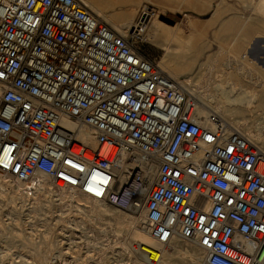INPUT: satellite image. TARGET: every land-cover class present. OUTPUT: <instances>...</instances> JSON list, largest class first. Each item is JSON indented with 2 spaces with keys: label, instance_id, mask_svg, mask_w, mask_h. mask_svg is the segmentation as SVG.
<instances>
[{
  "label": "built area",
  "instance_id": "2783aa9c",
  "mask_svg": "<svg viewBox=\"0 0 264 264\" xmlns=\"http://www.w3.org/2000/svg\"><path fill=\"white\" fill-rule=\"evenodd\" d=\"M138 29L120 36L79 0H0V174L29 198L40 174L142 208L154 241L178 236L204 264H264V154L216 114L199 118Z\"/></svg>",
  "mask_w": 264,
  "mask_h": 264
},
{
  "label": "bare ground",
  "instance_id": "6f19581e",
  "mask_svg": "<svg viewBox=\"0 0 264 264\" xmlns=\"http://www.w3.org/2000/svg\"><path fill=\"white\" fill-rule=\"evenodd\" d=\"M79 1L83 4V6L86 8V10L90 14H92L95 18H97L98 20L105 23L116 34H118L120 36H125L126 34H128V32L130 30H132L133 27H138L139 28L138 30L140 32L146 31V29H147V26L145 23L141 22L139 24H137V23L135 24V22H134L135 15L138 12L137 7L132 8L130 13H125V12L119 13V11H121L119 9L118 14H117V13H112L111 11H109V7H108L109 5L107 2L105 3V2H102L101 0H79ZM145 1L147 3H149L150 5L157 6L159 9L167 8L170 11L175 10V11L182 12V13L184 11V9H183L184 5L187 3L186 0H145ZM250 2L251 3H249L248 5L251 6V8L254 12L264 13V0H253V3L250 0ZM214 6L216 9L215 11H217L219 9L218 8L219 4L214 3ZM143 14L145 15V16H143V18L150 16L149 12H145ZM248 20H249V18H243L241 23L237 27L236 31L229 36L220 37L217 35L218 33L217 34L214 33L213 34L214 40H212V41L206 39L203 42H200L193 35L184 36L178 28L169 27V26L165 25L164 23H162L161 21L156 20V19H153V21H151V24H150V27L148 28L147 34L149 36V39H153L157 35H164L165 36V41H164L165 43L163 45H164V50L166 51V54L164 56L160 57V59L156 62L155 66L159 69L160 72L166 74L169 78L175 80L183 88H185L190 93L195 95V97L197 96L199 98V101H201L203 103V106L197 107L196 115L199 118H205L206 119L208 117V115L210 114V112H208V111H211V113H214V114H216V112H217L219 114L218 116L222 120L224 119L225 122L227 121L230 125L227 122L226 123L230 127L233 126L235 128V130H237L239 133H241L243 136H245L261 153L264 154V138L262 137V134L257 129L259 126L257 125L258 127H256V123H255V126L253 125V126L247 127L246 121L241 122V118H239L240 116H237L234 114L235 111L242 112L243 110H249V111L258 110L259 104L261 105V103H262V98H260V97L257 98L256 94L261 93V92L264 93V48H263V46L261 47L262 41L258 42L259 43L258 47L255 44L247 45V40H245V39L250 38V35H252L253 34L252 32L254 31L253 29L247 28L246 24H247ZM213 23H214V19L212 20V23H210V24L212 25ZM192 25H193V23H192ZM231 25H232V21L223 22L219 27L220 28L219 31L222 29H225V28H229ZM144 33L145 32H143V34ZM167 43H173L174 44V50L177 52H183V51H186L189 49H193L196 54L208 52L209 50H211L212 44L216 43V47H217L216 50L217 51L215 52V56L209 57L210 54H208L206 58L210 59V61L208 63L207 62L201 63V65L199 64L200 66L206 64V67H207L205 69L206 72L208 71V73L210 72L209 74L212 75V77H211L212 81H211V85H210L212 87L211 92L208 90L209 92H207V94H204L205 93L204 89L202 90L204 92H202L201 90H198L199 86H197L198 84L196 82L192 84L191 81L186 79V78L183 80H181L179 78L183 74L189 72L190 63H189V61H186V60H179L178 61L176 59L168 58L167 57V53H168V44ZM221 57H222V59H221V61H219V64L218 65L215 64L218 61V59ZM198 58H200V57H198ZM201 72L202 71H199V73H201ZM195 75L198 76L197 73ZM259 112H260V110H259ZM63 125L68 127V128L73 127V125L71 123L66 122V121H63ZM79 139L82 142H88L89 143V141H91L90 135L88 133H84V132H82L80 134ZM30 182L32 184H34L35 189H36L35 195L31 199L20 190L21 186H22L21 183L15 182V181H13V179H10L9 177H7L5 175L0 174V198L2 197L5 200V202L7 204H10L11 206H12V204H18L20 209H22V208L24 210L26 209L25 215L27 216L28 220L30 218V222H35V224L37 222H40L42 224L47 222L50 224L51 219H49V215H48V211L50 210V205L48 206L45 203H40V201H38V199L40 197L44 198L46 201L45 200H43V201H45V202H50V201L51 202H57V206H58V203L61 205H62V203H64V205H62V207L66 205L65 203H69L70 206H72L77 212H79L81 215H83V217L85 219L88 218L89 222H91L93 224V226H95V228L92 226V228H94L93 230L95 232L94 231L93 232L95 234L92 235V233H91V235H90V233H89V235H88V232H87L86 234H84V236H82L84 238H82V237H80V238H82L81 239L82 243L84 242V245H86L87 247H93L95 250L97 249L98 251H100L101 252L100 255H104L105 253H103V252L107 253V248H105L106 251H103L104 250L103 247L106 244L105 245L102 244L103 242L106 243L105 242L106 237H105V240H103L104 239V237H103L102 241H100L101 240L100 237L106 236V234H107L105 232V230L102 229L103 227L101 228L102 223L104 221H106L107 227L110 228L109 233L111 232V235L113 233L115 235L117 234V236H116V238H117L119 233H121V231H123V229H125L126 230L125 232L128 235V237H130V239L133 240L132 243L135 242L134 243V244H136L135 247L130 246V245H132V243H129L128 241H126L127 239L125 240L123 235L122 236L124 239L122 238L121 241L116 240V242H115V240H113L115 242L114 244H116L115 246L116 247L118 246V249H119V245H120L121 248L123 249V251H126L125 253H127L129 256H133V258H135V261H137V263H138V259H143L145 262H148L149 257H151L155 262H157V264H174L172 262L173 260L171 261V259H169L168 256L166 255L167 252L165 253L162 250V248H163L162 245L158 244L150 236V234H149L150 226H151L150 220H152V215L147 214L146 212H143L142 208H140V210L137 211L136 213L133 212L134 214H137L136 216L132 215V214L124 213V212H121L118 210H112L105 203L100 202L98 200H94L92 198H89L88 196L79 194L76 191H73V190H69V191L68 190H62V191L54 190L50 181L46 177H44L40 174H36L31 179ZM31 200H32V202H30ZM2 204H4V203H2ZM59 207H61V206L59 205ZM13 209H14V207H13ZM18 209H17V213H18ZM75 210H73V211H75ZM66 211H69V210H66ZM8 215H10V214H8ZM57 215H58V211H57L56 216ZM76 215H78V214H76ZM13 216H16V213ZM51 217L54 218L53 215ZM65 217H64V219H66ZM16 218H17V216L14 219H16ZM27 218H25V219H27ZM18 219H17V222H18ZM58 219H61L60 216ZM73 219L76 220V222H77L76 224H74L72 222V220L69 222H72L74 225L81 224V223H79V221L82 219H79L78 221H77V218H73ZM62 220H63V218H62ZM11 221H12V219H11ZM83 222H85V221H83ZM14 223H15V221H14ZM30 225L31 224H29V226ZM67 225H68V223L65 225V227ZM74 225L71 224L69 227H66V228L70 229ZM19 226H21V225H19ZM21 227H20V229H22ZM0 228H2L1 221H0ZM31 228H32V225H31ZM76 228H77V226H76ZM76 228H75V230H76ZM82 228H83V231H85L86 228L85 229H84V227H82ZM17 229H19V228H17ZM64 229H63V231H64ZM13 230H11L10 233H12ZM31 230H32V232L34 231V229H31ZM25 231H27V230H25ZM77 231H78V228H77ZM60 232H62V231H60ZM25 233H27V232H25ZM78 233H80V232L78 231ZM16 234L20 235L21 233L20 234L16 233ZM32 235L33 234H31L30 236H32ZM63 235H64V233H63ZM71 235L72 234H70L69 236H71ZM80 235H81V233L79 234V236ZM99 235H102V236L99 237ZM122 236H120V237H122ZM112 237H115V236H112ZM31 238L32 237H30L28 239V242H26V243H28L32 246H35L33 251H32L33 260L37 264H43V263H48V264L50 263L51 264L53 261V258H51L52 256L50 255V253L52 250L53 242L46 239L42 242V244L40 246V245H36L33 242H30ZM177 238L179 239L178 236H174L171 239V241L169 242V244L173 243V241ZM25 241H27V240H25ZM59 242H61V241H59ZM59 242H56V243H59ZM107 242H108V245H110L109 241H107ZM71 244H72V242H71ZM67 247H66V249H67ZM77 247H79V246H75V248H77ZM109 247H108V250H109ZM111 247H110V249L112 251ZM64 249L62 248V250H64ZM66 249H65V251H66ZM86 249H88V248H85V250ZM182 249H184V248H182ZM1 250H0V252H2ZM75 250H77V249H75ZM90 250H91V248H90ZM65 251H63V253H61L60 250H58V251L56 250V252L58 254L56 257L53 256L56 258V259L54 258V260L55 261L60 260L62 262V261H65L64 259L66 258L68 261L70 260L69 264H70V262L74 263V262H77L80 260L79 258H77V255L73 254L75 251L73 253H70L69 250H68V252H65ZM4 252H5V250H4ZM86 252L89 253L91 251H86ZM120 252H122V251H120ZM87 253H86V255H87ZM97 253L99 254V252H97ZM118 253H117V255H118ZM7 254H8V252H7ZM169 255H171L170 256V258H171L172 254L170 253ZM2 256L4 257V254ZM19 256L17 255V257H19ZM79 256H80V254H79ZM122 256H123V254H122ZM88 257H91V256H88ZM92 257H96V256H92ZM104 257H106V256H103L100 259H103ZM189 257H191V256H189ZM90 259L91 258H88L87 260H90ZM104 259H106V258H104ZM0 260H2V258ZM67 260H66V262H67ZM199 260H201L202 264H204L203 263L204 262L203 255L200 256ZM80 261H82V263H83L84 260L82 259ZM90 261H92V259ZM95 261H93V262L96 264ZM197 261H198V259H197ZM8 262L10 263V260ZM106 262H105V264H107ZM53 263H54V261H53ZM86 263H87V261H86ZM99 263H100V261H99ZM63 264H65V263H63ZM66 264H68V263H66ZM75 264H77V263H75ZM145 264H149V262L145 263Z\"/></svg>",
  "mask_w": 264,
  "mask_h": 264
},
{
  "label": "rangeland",
  "instance_id": "374dc122",
  "mask_svg": "<svg viewBox=\"0 0 264 264\" xmlns=\"http://www.w3.org/2000/svg\"><path fill=\"white\" fill-rule=\"evenodd\" d=\"M101 1L105 2V3L107 2V0H101ZM186 1H187V3L183 7V9H184L183 13L175 11V10L170 11L167 8L159 9L157 6L150 5L149 3L145 2V1H142L138 5L136 4L138 12L135 15L134 22H135V24L143 22L147 26L146 31H143V32H145L143 34V41L137 43V47L141 50V52L146 57H148L151 61H153L154 64H156V62L160 59V57H162L166 54V51L164 50V45H163L165 43L164 42L165 41L164 35H157V36H155V38L149 39V36L147 33H148V28L150 27L151 21H153V19L159 20L169 27L178 28L184 36L193 35L200 42H203L206 39L211 40V41L214 40V38H213L214 33H216V34L218 33L217 35L220 37H225V36H229V35L233 34L236 31L239 24L241 23L242 19L243 18H249L246 26H247V28L253 29L254 31L252 32L253 34L250 35V38L245 39V40H247V45L255 44L258 47L259 46L258 42L262 41L261 47L263 46V48H264V13L254 12L252 10L251 6L248 5L249 3H251L250 0H186ZM251 1L253 3V0H251ZM214 3L219 4V7H218L219 9L217 11H215L216 9H215ZM108 7H109V11H111L112 13H117V14H118L119 9L121 10V11H119V13H123V12L130 13L131 9H132V8H129L128 5H124L121 3H116V4L110 5ZM145 12H149L150 16L149 17L147 16L146 20L143 21V19H144L143 16H145L143 13H145ZM161 17H166V18L172 19L174 21V24L170 25V24L165 23L164 21L161 20ZM213 19H214V23L211 25L210 23H212ZM226 21H232V25L229 28H225V29H222L219 31L220 25ZM192 23H193V25H192ZM167 44H168V53H167L168 58L176 59L178 61L179 60H186V61H189V63H190L189 72L183 74L179 78L181 80L186 78V79L190 80L192 84L196 82L198 84L197 86H199V88H200V89L198 88V90L202 91L204 89V91H205L204 94H207V92H209V91L211 92L212 87L210 85H211V81H212V79H211L212 75L209 74L210 72L209 73H208V71L206 72V70H205L207 68L206 64L202 65V66H200V65H201V63H204V62L208 63L210 61V59L206 58L208 54H210L209 57L215 56V52L217 51L216 50V48H217L216 43L212 44L211 50H209L208 52H203L201 54H199V53L196 54L193 49H189V50H186L183 52H177L174 50V44L173 43H167ZM198 57H200V58H198ZM221 59H222V57L219 58L216 63L215 62L214 63L218 65L219 61H221ZM199 71H202V72L199 73ZM196 73L198 74V76L195 75ZM204 91H202V92H204ZM190 94L194 98L197 105L202 107L203 103L201 101H199V98L197 96H196L197 97L196 98L195 95H193L192 93H190ZM256 97L262 98V103H261V105L259 104L258 110H255V111L254 110H251V111L243 110L242 112L235 111L234 114L237 116H240L239 118H241V122L246 121L247 127L253 126V125L255 126V123H256V127L259 126L257 128L258 131L262 134V137L264 138V93L263 92L257 93ZM259 110H260V112H259ZM208 112H210V114H214V113H211V111H208ZM216 114H217V116L219 115L217 112H216ZM230 128L233 129L234 127L231 126ZM33 197H30V199ZM2 199L3 198L1 197L0 198V218H1L0 221L2 223V228H0V250L2 249L1 250L2 252H0L1 253L0 259L2 258V260H0V262L1 261L2 262L0 264H3L4 262H5L4 264H37L33 260V256H32V251H33L35 246H32V245L26 243V242H28V239L30 237H32L30 242H33L36 245H40V246H41L42 242L46 239L53 242V246H52V250H51L50 255L52 256L51 258H53L54 263L52 261L51 264H63V263L69 264L70 260L68 261L66 258L64 259L65 261H62V262L60 260L59 261L54 260V258L58 254L56 252V250L57 251L60 250L61 253H63V251H65L67 246L69 247V248L67 247V249L69 250L70 253H73L75 251L73 254L77 255V258H79L80 260H82V259L84 260L83 263H82V261L79 260L80 262L79 261L74 262V263L70 262V264H75V263L85 264L86 261H87L86 264H95L93 261H95L96 259H97L95 261L96 264H100V263L105 264L106 261H107L106 262L107 264L108 263L109 264H145V263H148V262H145L143 259H138V263H137V261H135V258H133V256H129L127 253H125L126 251H123V249L121 248V246L119 244H118L119 245V249H118V246L116 247L115 246L116 244H114L116 242V240L121 241L123 236H124L125 240L127 239L126 241H128L129 243H132L133 240H131L130 237H128V235L125 232L126 231L125 229H123V231H121V233H119L117 238H116L117 234L115 235L113 233L114 235L113 234L111 235V232L109 233L110 228L107 227L106 221H104L105 223L103 222L104 224L102 223L101 228L103 227L102 229L105 230V232L107 234H106V236L99 235V237L102 236V237H100V239H101L100 241H102L103 237H104L103 240H105V237H106V240H105L106 243L103 242L102 244L107 245V246L105 245L106 247L105 246L103 247L104 248L103 251H106L105 248H107V253L103 252L105 254L100 255L101 252L98 251L97 249L95 250L93 247H87L86 245H84V242L82 243V241H81V239L84 238L82 236H84V234H86L87 232H88V235H89V233H90V235H91V233H92V235L95 234L94 233L95 231L93 230L95 228V226H93V224L91 222H89L88 218L85 219L83 217V215H81L72 206H70L69 203H65L66 205L63 206L64 207L63 208L62 205H64V203H62V205L58 203V206H57V202H51V201L45 202L46 200L44 198L40 197L38 199V201H40V203H45L48 206L50 205V210L48 211V215H49V219H51V221H50V224L47 222H45L46 224L45 223L42 224L40 222H37L35 224V222H30V218L28 220L27 216L25 215L26 209L25 210L23 208L20 209L18 204H12V206H11L10 204H7L4 199H3L4 201ZM32 200L30 202H32ZM43 200H45V201H43ZM1 202L4 203L5 205L2 204ZM59 205L62 208L59 207ZM10 207L12 209L14 207V209L12 210ZM108 207L112 210H118V209H115L111 206H108ZM17 209H18V213H17ZM56 210L58 211V215L60 216L61 219H58L59 218L58 215L56 216V214H57ZM66 210H69V211H66ZM73 210H75L76 212ZM118 211L128 213V214H132L135 216L137 215V214H134L133 212H127V211H122V210H118ZM15 213L17 216L16 219H14L16 216H13V215H15ZM8 214H10V215H8ZM76 214H78V215H76ZM52 215L54 218L51 217ZM64 217L67 220L64 219ZM25 218H27V219H25ZM62 218H63V220H62ZM73 218H77V221L79 219H82L79 221V223H81V224L74 225L77 222ZM11 219H12V221H11ZM17 219H18V222H17ZM71 220L74 224L72 222H69ZM14 221H15V223H14ZM83 221H85V222H83ZM65 223L66 224L68 223V225L66 227H69L71 224L74 225L75 227L72 226L74 229L72 227L70 229L66 228ZM29 224L32 225V228H31V225L29 226ZM19 225H21L22 227ZM76 226L78 228V231L81 233L80 236H79L80 233H78ZM92 226L94 228H92ZM20 227L23 230L20 229ZM82 227H84V229L86 228L85 229L86 232L83 231ZM17 228H19V229H17ZM75 228H76V230H75ZM31 229H34V231L32 232ZM63 229H64V231H63ZM11 230H13L14 233L13 232L10 233ZM25 230H27V231H25ZM60 231H62V232H60ZM15 232L19 233V234L21 233V234L17 235ZM25 232H27V233L29 232V233L27 234ZM63 233H64V235H63ZM29 234L30 235L33 234V235L30 236ZM70 234H72V235L69 236ZM112 236H115V237H112ZM120 236H122V237H120ZM80 237H82V238H80ZM25 240H27V241H25ZM113 240H115V242ZM59 241H61V242H59ZM107 241H109L110 245L113 243L111 245L112 247L110 245H108ZM56 242H59L60 244L56 243ZM71 242H72V244H71ZM134 243H132V245H130V246L135 247L136 244H134ZM75 246H79V247L75 248ZM109 246L112 248V251H111ZM61 247L63 249L65 248V249L62 250ZM108 247H109V250H108ZM162 247H163L162 250L165 253L167 252L166 255L168 256L169 259H171V261L173 260L172 262L174 264H202V261L199 260V258L202 254L196 248L195 244H193L191 242H187V241H184L180 238L179 239L177 238L173 241V243L167 244V245H162ZM85 248H88V249L85 250ZM90 248H91V250H90ZM182 248H184V249H182ZM67 249L65 252H68ZM75 249H77V250H75ZM4 250H5V252H4ZM86 251H91V252L87 253ZM120 251H122V252H120ZM7 252H8V254H7ZM85 252L87 253V255ZM97 252H99V254ZM186 252L187 253L189 252L188 253L189 255ZM2 253L4 254V257L2 256L3 255ZM117 253L119 256L117 255ZM170 253L172 254L171 258H170L171 255H169ZM79 254H80V256H79ZM122 254H123V256H122ZM17 255L18 256L20 255V256L17 257ZM53 256H55V257H53ZM88 256H91V257H88ZM92 256H96V257H92ZM103 256H106V257H104L106 259H104V258H103L104 260L100 259ZM189 256H191V257H189ZM87 257L91 258L92 261H90L91 259L87 260L88 259ZM197 259H198V261H197ZM9 260H10V263L8 262ZM66 260H67V262H66ZM99 261H100V263H99ZM43 264H48V263H43Z\"/></svg>",
  "mask_w": 264,
  "mask_h": 264
},
{
  "label": "crops",
  "instance_id": "0c3cea01",
  "mask_svg": "<svg viewBox=\"0 0 264 264\" xmlns=\"http://www.w3.org/2000/svg\"><path fill=\"white\" fill-rule=\"evenodd\" d=\"M142 1H145V0H107V3H108L109 6L110 5H114L116 3H121V4H124V5H128L129 8H134V6L136 7V4L138 5Z\"/></svg>",
  "mask_w": 264,
  "mask_h": 264
},
{
  "label": "water",
  "instance_id": "95a60500",
  "mask_svg": "<svg viewBox=\"0 0 264 264\" xmlns=\"http://www.w3.org/2000/svg\"><path fill=\"white\" fill-rule=\"evenodd\" d=\"M143 20H146V18H144ZM161 20L164 21L167 24L173 25L174 21L172 19L166 18V17H161Z\"/></svg>",
  "mask_w": 264,
  "mask_h": 264
}]
</instances>
